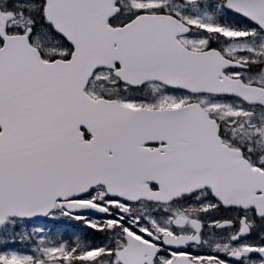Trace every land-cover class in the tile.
<instances>
[{"label": "snow or ice", "instance_id": "1", "mask_svg": "<svg viewBox=\"0 0 264 264\" xmlns=\"http://www.w3.org/2000/svg\"><path fill=\"white\" fill-rule=\"evenodd\" d=\"M0 264H264V0H0Z\"/></svg>", "mask_w": 264, "mask_h": 264}]
</instances>
